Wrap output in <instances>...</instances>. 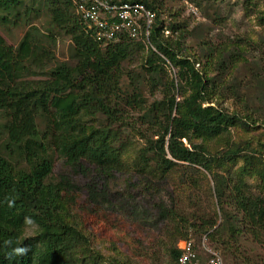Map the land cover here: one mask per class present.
I'll list each match as a JSON object with an SVG mask.
<instances>
[{
	"label": "trees",
	"instance_id": "obj_1",
	"mask_svg": "<svg viewBox=\"0 0 264 264\" xmlns=\"http://www.w3.org/2000/svg\"><path fill=\"white\" fill-rule=\"evenodd\" d=\"M110 1L139 2L154 13L147 41L125 35L98 41L72 0H0L3 28L31 24L42 9L48 18L47 36L30 26L15 48L0 33V264H128L127 257H107L92 248L75 214L77 198L64 179L52 177L56 154L97 182L128 170L123 155L111 146L107 127L73 130L79 112L87 109L143 141L134 163L139 174L176 176L192 206L201 198L192 197L197 180L205 183L207 211L196 205L190 213L156 205L170 264H177L176 242L188 240V231L207 235L222 258L234 259V239L242 231L264 248V126L251 140L235 138L236 126L249 127L256 120L213 104L227 97L225 78L237 69L243 50L233 45L205 52L204 46L200 58L191 57L183 41L189 35L186 27L164 25L156 0ZM263 17L264 11L257 18ZM167 30L175 40L164 36ZM55 32L69 38L72 63L48 68L54 55L42 40L54 44ZM137 52L140 74H125L124 64ZM34 76L40 79H28ZM122 77L132 84L130 91L121 88ZM253 81L244 87L253 88ZM229 91L238 93L232 86ZM73 92L75 97L65 100ZM98 196L91 193L92 204ZM30 224L34 236L26 237ZM17 248L24 251L17 253Z\"/></svg>",
	"mask_w": 264,
	"mask_h": 264
},
{
	"label": "rangeland",
	"instance_id": "obj_2",
	"mask_svg": "<svg viewBox=\"0 0 264 264\" xmlns=\"http://www.w3.org/2000/svg\"><path fill=\"white\" fill-rule=\"evenodd\" d=\"M247 1L251 4L249 5ZM156 3L162 11L161 19L164 20V25L176 23L186 27L189 35L183 41L187 55L191 57L197 55L196 57L200 58L204 46L205 52L213 47L229 48L233 45L243 50L237 69L225 78L228 80L223 84V95L227 97L220 100L219 105L218 102L213 104L229 113H237L242 119L247 116L256 120L254 124H249V127L236 126L237 128L233 130L235 138L239 136L251 140L260 134L262 131L260 127L264 126V21L257 17L263 14L264 2L262 0H156ZM31 19L29 20L31 24L21 22L18 26L12 27L9 24L5 28L0 25V33L6 43L15 48L30 26L36 27L40 34H44L43 36L48 35L46 30L48 18L43 9L37 17ZM55 35L54 44L42 38V45L51 49L54 55L53 63H50L48 68L60 62L72 63L69 38L60 32H55ZM164 36L173 40L176 38L175 34L171 35L170 30L164 32ZM134 55L124 64L125 74H140L141 57L138 52ZM169 77H173L172 70ZM253 78L254 87L246 89L244 84ZM256 78H259V83ZM28 79L40 78L34 76ZM120 84L124 90H131L132 84L127 79L122 77ZM231 86L237 89L238 93L230 94ZM245 92L249 99L242 100ZM74 97L75 92L65 96V100H72ZM121 108L124 109V106ZM83 126L97 130L107 127L112 133L110 136L112 148L121 153L124 162L128 164V170L97 182L94 180V175L78 172L76 167L68 166L61 154L55 155L52 177L56 180L64 179L69 184L71 194L75 199L77 198L75 214L79 219L81 217L92 248L107 257L116 256L118 253L127 257L125 259L128 264H170L165 251L167 242L163 234L165 225L156 219L158 210L156 205L162 204L165 208L179 206L188 213L194 210L196 205L207 211L208 203L203 197L205 183L201 179L197 180L198 188L192 191V197L201 198L196 200L199 204L192 206L190 202H186L187 190L182 189L180 180L176 176L173 179L151 178L136 172L138 169L135 168L134 163L137 160L138 150L143 147V141L129 128L109 125L104 116L94 113L91 109L79 112L73 130L78 131ZM63 135L66 136V133ZM248 183L255 187L256 182L248 181ZM91 184L97 189L90 190ZM91 193L101 195L98 196L95 204H92ZM179 194L183 196V201L180 200ZM34 229L35 226L28 225L25 236L33 237ZM202 235L188 231V237L195 243L199 242ZM234 240L236 242L234 259L224 257V264H264V248L249 235L242 231ZM179 242L180 240L176 245Z\"/></svg>",
	"mask_w": 264,
	"mask_h": 264
},
{
	"label": "built area",
	"instance_id": "obj_3",
	"mask_svg": "<svg viewBox=\"0 0 264 264\" xmlns=\"http://www.w3.org/2000/svg\"><path fill=\"white\" fill-rule=\"evenodd\" d=\"M75 11L96 39L102 43L117 41L122 35L148 40L154 13L139 2L112 3L110 0H72ZM167 32V31H165ZM177 264H224V260L202 235L198 243L192 239L177 244Z\"/></svg>",
	"mask_w": 264,
	"mask_h": 264
},
{
	"label": "clouds",
	"instance_id": "obj_4",
	"mask_svg": "<svg viewBox=\"0 0 264 264\" xmlns=\"http://www.w3.org/2000/svg\"><path fill=\"white\" fill-rule=\"evenodd\" d=\"M89 30V29H88ZM17 253H22L23 251H24V249H22V248H17L16 250H15Z\"/></svg>",
	"mask_w": 264,
	"mask_h": 264
}]
</instances>
